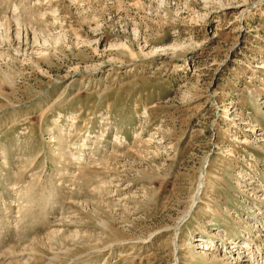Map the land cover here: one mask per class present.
I'll list each match as a JSON object with an SVG mask.
<instances>
[{
    "label": "rangeland",
    "instance_id": "374dc122",
    "mask_svg": "<svg viewBox=\"0 0 264 264\" xmlns=\"http://www.w3.org/2000/svg\"><path fill=\"white\" fill-rule=\"evenodd\" d=\"M0 264H264V0H0Z\"/></svg>",
    "mask_w": 264,
    "mask_h": 264
},
{
    "label": "bare ground",
    "instance_id": "6f19581e",
    "mask_svg": "<svg viewBox=\"0 0 264 264\" xmlns=\"http://www.w3.org/2000/svg\"><path fill=\"white\" fill-rule=\"evenodd\" d=\"M201 183H202V181L200 180V183H199V186L201 185ZM195 198V197H194ZM194 198H193V200H192V205H193V203H194ZM191 205V206H192ZM190 208V207H189ZM188 212H189V209H188V211L186 212V214L180 219V222H182L183 221V219L186 217V215L188 214ZM249 241V240H248ZM175 243V242H174ZM176 247H177V245L176 244H174V250L176 249ZM197 247H201L202 249H208V247L205 245V243H201L200 245H198ZM243 247H245V246H243ZM177 256V255H176ZM177 258V257H176ZM177 260V259H176ZM176 263V262H175Z\"/></svg>",
    "mask_w": 264,
    "mask_h": 264
}]
</instances>
